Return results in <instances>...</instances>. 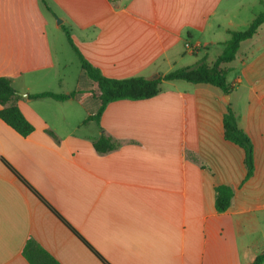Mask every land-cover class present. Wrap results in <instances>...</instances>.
I'll return each mask as SVG.
<instances>
[{
  "label": "crops",
  "instance_id": "0c3cea01",
  "mask_svg": "<svg viewBox=\"0 0 264 264\" xmlns=\"http://www.w3.org/2000/svg\"><path fill=\"white\" fill-rule=\"evenodd\" d=\"M48 2L54 13L42 0H0V76L28 94L18 103L35 127L23 136L0 118V264H31L23 253L29 239L62 264H105L2 158L110 264H254L264 254L260 29L231 63L229 101L214 85L166 80L154 97L110 102L99 125L84 123L98 108V85L80 60L73 84L63 85L70 67L63 26L105 75L155 78L205 55L215 60L229 31L244 29L258 14L244 9L255 1ZM43 91L76 96L30 97ZM228 104L254 144V173L244 183L245 151L224 135ZM100 126L118 148L95 149ZM220 184L235 191L225 212L215 205Z\"/></svg>",
  "mask_w": 264,
  "mask_h": 264
},
{
  "label": "trees",
  "instance_id": "16d2710c",
  "mask_svg": "<svg viewBox=\"0 0 264 264\" xmlns=\"http://www.w3.org/2000/svg\"><path fill=\"white\" fill-rule=\"evenodd\" d=\"M48 10L54 13L48 0H42ZM264 24V11L258 13L247 27L241 30H230V38L224 42L222 52L212 63L207 61V55L198 60L195 64L174 69L168 73L160 74L155 78L144 76H131L117 78L105 75L100 68L90 62L81 52L76 44L72 31L69 27L63 26L68 41L76 51L84 73L97 83L98 89L95 96L98 100V108L93 114H89L84 123L96 121L100 125L101 116L107 105L120 99H146L159 94L162 90L161 83L166 80H184L191 83H206L220 88L225 94H231L234 86L228 83V74L231 71L230 64L237 58L241 43L256 35ZM76 96V91L71 93H56L43 91L30 94L32 98L53 97L58 100H65ZM22 98L8 76H0V118L13 127L23 136H29L34 130V125L26 118L20 109L18 101ZM225 138L238 144L245 151V164L247 168L243 183L254 173L255 158L254 144L249 134L240 128L238 115L233 107L228 104L223 118ZM101 135L93 140L95 149L100 153L112 151L120 146V142L111 135L105 133L102 126ZM52 133V132H51ZM53 134V133H52ZM54 135V134H53ZM4 164L26 185L62 222H64L80 239H82L105 264H110L64 217L34 188L28 180L14 168L5 158ZM234 188L227 184L216 186L215 205L219 212L227 211L234 197ZM23 253L31 264H62L49 251L41 246L35 239H29ZM254 264H264V254L256 256Z\"/></svg>",
  "mask_w": 264,
  "mask_h": 264
},
{
  "label": "rangeland",
  "instance_id": "374dc122",
  "mask_svg": "<svg viewBox=\"0 0 264 264\" xmlns=\"http://www.w3.org/2000/svg\"><path fill=\"white\" fill-rule=\"evenodd\" d=\"M245 1H253V2L255 1V3L253 5L251 4V6H246L247 8H244V9H246L245 11L248 12V14L251 13V11H254V12H257V13H260V12L264 11V0L263 1H258V0H245ZM244 9H243V11H244ZM260 32H261V34H264V24L260 27ZM63 34H64V42H65L66 46L69 48V53L67 52L66 53V56L68 57V60L70 61V67L63 71L65 73V79L63 81V85L64 86H67L66 84L68 82H69V85H72L73 84L72 81H74V78H76V74H77L76 64L79 63V60L80 59H79L76 51L73 49V47L71 46V44L67 40L66 33L63 32ZM216 51H217V49H214V50L211 51L212 58L217 53ZM61 52L62 53L65 52V50L63 49V47L61 49ZM72 56H73V58H75V63H72L71 62ZM213 61L214 60H212L209 63H212ZM230 66H231V64H230ZM233 77H234V74L231 73L230 74V79H232Z\"/></svg>",
  "mask_w": 264,
  "mask_h": 264
},
{
  "label": "water",
  "instance_id": "95a60500",
  "mask_svg": "<svg viewBox=\"0 0 264 264\" xmlns=\"http://www.w3.org/2000/svg\"><path fill=\"white\" fill-rule=\"evenodd\" d=\"M57 20H58V22H61V21H62L61 18H58ZM19 94H20L21 96H24V97H26V96L28 95V94L25 93V92H19ZM226 97H227V101H229V99H230V94H226Z\"/></svg>",
  "mask_w": 264,
  "mask_h": 264
},
{
  "label": "built area",
  "instance_id": "2783aa9c",
  "mask_svg": "<svg viewBox=\"0 0 264 264\" xmlns=\"http://www.w3.org/2000/svg\"><path fill=\"white\" fill-rule=\"evenodd\" d=\"M185 45H186V48H187L188 50H190V51H192V52L195 51V47L192 46L189 42H187Z\"/></svg>",
  "mask_w": 264,
  "mask_h": 264
}]
</instances>
